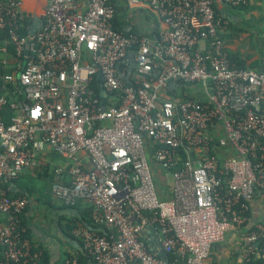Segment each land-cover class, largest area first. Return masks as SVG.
Returning <instances> with one entry per match:
<instances>
[{"label":"built area","instance_id":"2783aa9c","mask_svg":"<svg viewBox=\"0 0 264 264\" xmlns=\"http://www.w3.org/2000/svg\"><path fill=\"white\" fill-rule=\"evenodd\" d=\"M78 1L47 0L39 25L22 36L30 17L22 0H0V180L38 165L43 149L56 152L65 163L55 172L66 180L51 193L63 205L91 204L103 233L79 224L72 234L96 264H204L232 229L243 257L264 260V226L241 230L249 202L264 193V72L230 60L226 20L214 8L245 0H144L165 24L153 39L114 29V0ZM98 71L104 107L92 86ZM177 80L203 99L167 97ZM214 136L235 152L221 167L210 153ZM27 202L0 190V264L40 256L20 225Z\"/></svg>","mask_w":264,"mask_h":264},{"label":"crops","instance_id":"0c3cea01","mask_svg":"<svg viewBox=\"0 0 264 264\" xmlns=\"http://www.w3.org/2000/svg\"><path fill=\"white\" fill-rule=\"evenodd\" d=\"M46 3L47 0H22L23 9L34 19L36 26L39 25V17L41 18ZM114 3L115 21L125 29L153 39L165 25L157 10L144 0H140L136 6L129 5L127 0H114ZM84 4L85 0L78 1L80 8ZM214 8L226 20L222 37L231 61L238 67L264 72V0H245L236 4L216 1ZM119 68H124L123 61L119 63ZM126 72H134L132 63L128 64ZM170 86L166 93L178 90L174 83ZM226 150L229 155L234 156L233 151ZM37 158L44 166H49L52 175L40 177L36 166H29L15 181L10 182L9 187L15 193H22L27 190V183L31 182V192L24 193L28 202L22 212V221L32 251L40 252L35 264H68L70 255L83 251L80 238L70 231L71 219L83 216L90 203L84 201L76 207L60 203L52 195L50 187L55 182L66 180L65 174H54V168L63 165L65 161L49 148L40 151ZM4 218L0 213V221ZM257 224L264 226V193L261 190H257L251 199L248 217L241 230H250ZM240 233L233 229L228 231L221 241L213 245L204 264H264L259 254L243 257ZM83 262L89 264L85 259Z\"/></svg>","mask_w":264,"mask_h":264},{"label":"trees","instance_id":"16d2710c","mask_svg":"<svg viewBox=\"0 0 264 264\" xmlns=\"http://www.w3.org/2000/svg\"><path fill=\"white\" fill-rule=\"evenodd\" d=\"M218 14V13H217ZM219 15V14H218ZM115 14H114V17L112 19V26L114 27V29L116 30H121V31H124V32H129V31H132L131 29H125V27H122L120 26L119 24L116 23L115 21ZM25 26L22 27L19 31L20 35L22 36H26V35H29L30 34V28L32 26L35 25V22H34V19L30 18V17H27V19L25 20ZM7 38V33L5 32L4 29H0V42H2L4 39ZM10 48L13 50V47L12 45H10ZM231 60V58H230ZM3 72V70L0 69V73ZM99 81L100 79H98L96 76L94 77V80H92V86L94 87V89L96 90L97 94H99L100 92V87H99ZM126 83H129V82H132L130 80H126L125 81ZM174 84L178 87V90L182 88L181 90V96L182 98L184 99H188V98H193V99H199V100H202L203 98L199 95V92L197 91V87L195 86H192L191 83H185L181 80H177L176 82H174ZM185 90H187L188 92H191V95L188 93V92H185ZM193 90V92L191 91ZM176 94H171L170 97H177V96H174ZM11 110L8 108H6V110L3 112V115H4V121L6 123H9L10 121V116H11ZM218 137L217 136H214L213 138L210 139V142H209V147H210V153L211 154H215L216 157H217V162H218V166L221 167L222 164H223V161L226 157V155H229L228 154V151L226 150L227 148L224 147V146H221L219 144V141H218ZM227 151V152H226ZM233 153H235L233 151ZM36 167V170L38 172V175L40 177H48V176H51L52 173L50 172L49 170V166L46 164L45 166L41 163V162H38V165H35ZM57 167V166H56ZM55 167V168H56ZM27 168V167H24L18 174L15 178H12L11 180L9 181H3V180H0V190H5L6 194L7 195H10V196H25L24 193L26 192H31V187H30V182L29 184L27 183V190H24L22 193H15L12 191V189L9 187L10 186V182L12 181H15L16 178H18L20 176V174L23 172V170ZM55 168H54V174H56L55 172ZM52 183V182H51ZM156 184L158 187H161L162 185L157 182L156 180ZM52 186V184H51ZM225 183H224V191L226 190L225 188ZM37 188V187H36ZM161 188H164V187H161ZM50 191H51V187H50ZM160 193V196L162 198H166L168 197V195L165 194V192H162V191H159ZM24 194V195H23ZM27 197V196H25ZM81 202H84V201H81ZM81 202H78L77 204L73 205V206H70V207H76V205L80 204ZM88 202V201H87ZM250 204V202H249ZM90 206L87 208V212L83 215V216H76L74 218L71 219V222H70V231L72 233V229L73 228H76L79 224L80 225H83L85 226L86 228H90V229H94L95 231L99 232V233H103V230H102V227L100 226H97L92 218H91V204H89ZM67 206V205H66ZM237 206H235L236 208ZM23 212V211H22ZM249 212V211H248ZM247 212V214H248ZM19 219H20V225L24 228V230L26 231V227L23 226V221H22V213L19 214ZM24 236H27L26 232L25 234L23 233ZM79 238V237H78ZM30 240V239H29ZM81 240V239H80ZM81 245H82V240H81ZM83 248V247H82ZM1 249V247H0ZM85 253H84V252ZM83 251L79 252V253H75L74 255H70V257L68 259H70V263L68 262V264H71V259L73 257H76L77 261H78V264H86L83 262V259H85V261H88L89 264L91 262V264H96L93 259L91 258V256L83 249ZM2 252V250H1ZM157 253L159 256H162V257H167V254H165L163 251L161 250H157ZM255 255V254H254ZM253 255V256H254ZM88 264V263H87Z\"/></svg>","mask_w":264,"mask_h":264},{"label":"rangeland","instance_id":"374dc122","mask_svg":"<svg viewBox=\"0 0 264 264\" xmlns=\"http://www.w3.org/2000/svg\"><path fill=\"white\" fill-rule=\"evenodd\" d=\"M181 90H182V88L176 91V96L177 97H182L181 96ZM191 91L193 92V90H191ZM185 92H188V91L185 90ZM188 93L191 95V92H188ZM165 95L167 97L170 96V94H165ZM149 163H150V166H151V168L153 170V175H154L155 181L157 180V182H159L161 184V182H162L160 180V175L161 174L158 172V170L160 169V167L158 166L157 162L153 158L151 160H149ZM168 181H170V177H168ZM28 184H29V182H28ZM30 184H31V182H30Z\"/></svg>","mask_w":264,"mask_h":264},{"label":"water","instance_id":"95a60500","mask_svg":"<svg viewBox=\"0 0 264 264\" xmlns=\"http://www.w3.org/2000/svg\"><path fill=\"white\" fill-rule=\"evenodd\" d=\"M34 18H35V17H34ZM40 19H41V18L39 17V20H40ZM24 54H25V55L28 54V44H26V46H25ZM26 59H27V58H26V56H25V57H24V60H26ZM96 77H97L98 79H101V78H102V75H101V72H100V71L97 72ZM173 82H175V81L170 82V84L173 83ZM100 96H101V106L104 107V106H105V100H106V92H105L104 90H102V91L100 92Z\"/></svg>","mask_w":264,"mask_h":264}]
</instances>
